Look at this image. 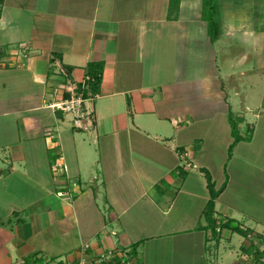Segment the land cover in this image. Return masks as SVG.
Returning <instances> with one entry per match:
<instances>
[{"label": "crops", "instance_id": "crops-1", "mask_svg": "<svg viewBox=\"0 0 264 264\" xmlns=\"http://www.w3.org/2000/svg\"><path fill=\"white\" fill-rule=\"evenodd\" d=\"M170 1H3L0 264L72 261L88 242L96 252L129 251L128 264H228L222 251L229 247L226 257L235 258L230 264L255 263V242L248 238L232 249V229L221 227L216 248V236L207 238L210 194L203 170L217 166L208 140L229 158L238 97L246 111L237 116L252 134L233 148L251 147L258 134L246 119L255 104L251 93L233 90V101L225 79L234 73L218 58L249 43L234 57L238 74L264 85V63L257 58L264 51V0L259 10L254 0H232L233 8L249 5L255 13L222 19L216 40L202 18L203 0H180L177 18L170 17ZM251 58L260 64L243 68ZM89 63H103L102 83L86 101L93 115L76 130L70 116L49 105L61 97L58 84L82 85ZM260 95L264 88L253 97L259 101ZM57 159L66 170L54 175ZM259 170L248 191L263 201L264 166ZM228 187L215 201L216 213L237 220L238 209L223 200ZM66 190L76 191L72 208L68 196L58 195ZM241 212L257 222L248 234L262 235L264 218ZM205 241L211 245L207 258Z\"/></svg>", "mask_w": 264, "mask_h": 264}, {"label": "rangeland", "instance_id": "rangeland-1", "mask_svg": "<svg viewBox=\"0 0 264 264\" xmlns=\"http://www.w3.org/2000/svg\"><path fill=\"white\" fill-rule=\"evenodd\" d=\"M254 3L258 6V8H257L258 10L262 8L261 7L262 0H254ZM245 7H249V5H247ZM245 7L233 8L232 0H219V11H218L219 18L218 19L220 20V24H221L222 19L223 20L229 19L231 17V14L237 13V15H236L237 18H241L247 12L252 13V11H249ZM253 13H255V12L253 11ZM253 13L251 15H253ZM226 22H228V21H226ZM235 22L238 23L237 20H235ZM226 39L229 40V38H226ZM228 43H231V41H229ZM238 45L239 46L236 47L237 48V50L235 51L236 53L232 52L231 54L224 56V57L220 54L219 58H218V61L220 63H218V64H221L224 61H228L229 64L224 65L225 69L228 71L230 70L231 72L234 73V75L230 76L231 77L230 79H229V77L225 79L226 80V87L228 88V90H230V93L233 96V101H234L233 90L240 92V90H237V89L242 88V89H244V91H246L245 92L246 95L251 93V95H250L251 98H249V99H250V101H252L255 104L253 107L250 108V112L246 115V119H247V122L249 121L251 123L252 127H254V126L256 127L258 134L255 133L254 140L250 144L251 147H247L244 144H240L239 145L240 150L236 151V148L235 149L233 148L234 150L231 151V153H230V150L228 149L227 150V157H229V158L226 159V161L224 160L226 158V152L224 150V147H223V151H222V147H220V145H218L216 147L212 144V141L208 140V142L206 143L208 152L210 150L212 155L217 157V161H216L217 166H214L212 171L211 170H208V171L210 172V174L212 176V181L215 185V191L218 192L216 199L220 196V194H222L224 192V190L226 189L227 183H229L227 196L225 198H223V200H225V199L227 201L229 200V202L232 203L234 205V207H236L238 209V212L243 211V209H245L246 211H248V213L257 215L258 218H262V217L264 218V202H263L264 198L262 201V197L259 196L260 194L256 195V194H254L255 193L254 192V193H251V195H249L250 193L248 191V190H250V191L254 190L253 189V186L255 187L254 181L256 180L258 173L260 171L259 168H261V166L262 167L264 166V95H263V97H262V95H260L261 97H259V99H260L259 101H258V99L257 100L255 99V98H257L256 94L264 88V85H263V83L259 82L255 78H250L251 81L250 80L248 81L246 78L249 75L244 76L245 79L242 77L244 79L243 80L241 78V76L238 74L241 71V67L239 66L237 59H235L234 57H236L241 52L242 53L246 52L248 50L249 43L242 44V42H241ZM22 46H25V45L22 44L21 47ZM233 48H235V47H232V49ZM250 52H252V51H250ZM257 58H259V60H262L264 63V51L262 52L261 55L257 54ZM257 58H255V59L251 58L243 66V68H247L249 66V64H251V63L258 66L260 64V62L258 61ZM235 62H237V66L232 67L230 69L231 63H235ZM57 89H58V85H57ZM253 96H256V97L254 98ZM236 101H237L238 109H236L232 112L231 117H232L233 122L236 125V130H237L238 136L242 139L243 138L246 139L247 137L248 138L251 137L252 132L249 131V128L247 127L248 124H246V122H243V125H242V120L237 116L239 111L242 114H245L246 110L243 107V99L241 97H238L236 99ZM258 103L261 104L260 108L258 106ZM258 109H260L259 112L257 111ZM257 114H260L261 117L259 119H257V121H256ZM67 115L70 116L69 118L71 121V115H69V114H67ZM258 117H259V115H258ZM232 136H233V138H235L234 135H232ZM217 141L220 142L221 144L224 143V141L221 138L217 139ZM52 155H56L55 151L52 152ZM247 157H249L250 159H251V157L252 158L258 157L259 159H252L251 161H249V159ZM229 159H230V162H229ZM222 161L223 162L225 161V162H224L223 166L221 167L219 164H221ZM194 171L198 172L199 170H194ZM52 172H54V171H52ZM57 173L61 174L60 171L59 172L56 171V172H54V175L55 174L57 175ZM172 175H173V177H176L178 174L175 173ZM52 177H53V175H52ZM215 177H216V179H218V182H216ZM54 179L57 180V178H54ZM260 179L264 180V177L262 178V176H261ZM56 182L57 181H54V183H56ZM220 182H222L221 186H219ZM163 183H164V185H162V186H166V183L164 181H163ZM205 183L207 185V193H209L211 195V188L209 186V181H208L207 176L205 178ZM217 185L219 187H217ZM224 185H225V187H224ZM73 188H71V189H73ZM161 189H163V187H161ZM32 194L35 195V193H32ZM56 195H57V193H56ZM57 197H58V195H57ZM216 199H215V201H216ZM65 200L67 201V205L69 208H72L74 206L73 198H72V200H70L69 198H67ZM55 204L58 206V200L55 202ZM177 204H178V202H177ZM215 204H216V202H215ZM238 212L237 213L235 212V214H236V216H238V214H239V216H238L239 219L237 217H234L237 220L233 219L232 217H228V218H224L222 216L219 217L216 213V205H215L212 217L216 220V222L218 224H220V222H223V221H225V222L229 221V224L231 226H235V227L239 226L240 228H242L246 234H240L239 232L235 231L234 232L235 234L233 235V239H232L231 245H230L231 248L238 250L241 246L240 244L242 243V241H245L249 238V240H251V242H255L254 248L258 249V251L255 252V255L253 258V259H255L254 264H264V235H263L264 233L262 234V232H259V233L257 232L258 234L263 235V236L260 235L261 237L254 235L253 233L248 234V230H246V229H248L249 227L253 228V225L256 226L257 222H255L254 218H252V217L247 221L244 220L245 217H243L242 212L241 213H238ZM238 222H240V223H238ZM207 229H209V230L208 231L206 230L205 232L208 234V237H207L208 239L213 238V236H216V241L213 242L214 248H216L217 239L219 236L215 235L213 230L210 229L209 227ZM223 240H224L223 241L224 245L230 242V241H226L225 239H223ZM211 241H212V239H211ZM205 244L207 246V249H206V251H207L206 258H207L208 255H210L211 245H210V242H207V241H205ZM261 248H262V250H261ZM229 249H230V247L228 249H223V251H222L223 257L225 258L224 261H225V263H228V264L233 262L235 259L232 256L226 257ZM230 257H232V258H230ZM56 259H58V258H56ZM66 260H67L66 258H64L63 260L61 259V261H66Z\"/></svg>", "mask_w": 264, "mask_h": 264}, {"label": "built area", "instance_id": "built-area-1", "mask_svg": "<svg viewBox=\"0 0 264 264\" xmlns=\"http://www.w3.org/2000/svg\"><path fill=\"white\" fill-rule=\"evenodd\" d=\"M22 50L26 53V45L22 46ZM89 80L90 77L87 76L81 86L70 80L68 83L58 84L57 92L61 97L49 105L54 110H60L71 115V126L76 130L85 128V121L93 115V112L88 110L86 101L93 99L98 94L90 90ZM53 169L55 172H63L64 169L66 170V166L57 160ZM74 185L76 186V184ZM74 193H76L75 190L72 193L66 190L58 192V195L61 197L68 196L72 200ZM129 258V251L121 253L120 250L105 249L96 252L92 244L88 242L82 245L81 254L75 260L64 263L62 261H41L36 264H128Z\"/></svg>", "mask_w": 264, "mask_h": 264}, {"label": "trees", "instance_id": "trees-1", "mask_svg": "<svg viewBox=\"0 0 264 264\" xmlns=\"http://www.w3.org/2000/svg\"><path fill=\"white\" fill-rule=\"evenodd\" d=\"M4 0H0V15H1V5ZM180 7V0H171L170 1V8H169V13L170 17L174 16L175 18L178 17L176 13H178ZM219 0H203V9H202V18L208 22V27H209V34L211 36L212 40H216L219 38L220 33H221V27H220V20L219 18ZM102 72H103V63H89L88 64V75L90 77V80L88 82L90 86V90L93 93H98L101 83H102ZM232 129H233V135L235 136L234 143L230 146V153L233 150V147L235 146L236 143L242 140L238 136L237 130H236V125L232 120ZM247 140H250L251 137H247ZM206 173V176L209 181V186L211 188V197L210 200L208 201L205 211H204V216L206 217V220L208 222V225L206 226L207 228L209 227L210 229L213 230L215 235H219V231L222 228H230L233 231L239 232L240 234H246L245 231L238 227L231 226L228 222H220L218 224L216 220L212 217L213 216V211H214V206H215V199L218 195V192L215 191V185L212 181V176L210 172L207 169L203 170ZM176 172L174 171L173 174ZM225 187V185H224ZM135 246L133 247V250L135 251ZM131 254V252H130ZM121 263V260H119Z\"/></svg>", "mask_w": 264, "mask_h": 264}]
</instances>
